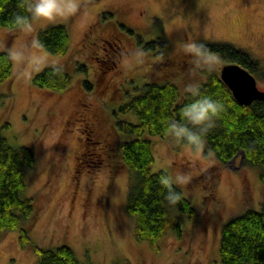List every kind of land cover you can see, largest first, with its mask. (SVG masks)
I'll return each instance as SVG.
<instances>
[{
  "label": "rangeland",
  "instance_id": "obj_1",
  "mask_svg": "<svg viewBox=\"0 0 264 264\" xmlns=\"http://www.w3.org/2000/svg\"><path fill=\"white\" fill-rule=\"evenodd\" d=\"M78 3L79 11L67 19L33 20L32 33L0 28L2 51L30 46L45 27L65 24L68 52L54 55L42 47L39 52L59 60L72 75L66 89L50 90L33 84L38 72L26 76V67L13 63L12 77L0 80L2 133L13 145L30 146L36 154L35 165L26 172V196L33 197L36 209L26 224L30 244H22L19 230L7 232L0 238V264H35V246L60 245L71 247L83 264H220L224 224L264 203L259 169L244 165L240 156L221 163L205 152V142L194 149L151 137L152 171L190 175V183L180 187L196 209L194 218L180 217V235L168 232L161 248L154 249L135 237V220L126 210L134 172L121 162L120 143L129 136L116 127L114 111L153 80L154 70L182 92L190 83L205 82L207 73L194 70L191 57L181 51L186 42L231 44L264 67V0ZM158 38L166 41L165 47L151 45ZM138 50L143 63L135 55ZM257 83L264 89V83ZM120 117L138 121L132 113ZM6 123L10 126L4 127ZM208 168L214 170L199 177Z\"/></svg>",
  "mask_w": 264,
  "mask_h": 264
},
{
  "label": "trees",
  "instance_id": "obj_2",
  "mask_svg": "<svg viewBox=\"0 0 264 264\" xmlns=\"http://www.w3.org/2000/svg\"><path fill=\"white\" fill-rule=\"evenodd\" d=\"M20 2L0 0V28L9 29L17 12L27 15L18 7ZM36 40L51 54L63 55L70 47V32L65 24L51 25L42 29ZM152 43V46H166L163 38ZM206 44L224 55L223 64L238 63L248 69L257 82L264 83V67L249 52L227 43ZM157 69L159 66L156 65ZM154 71L150 75L153 80L144 82L138 93L130 95L114 114L118 130L129 136L120 143L121 162L134 172L126 210L135 220V237L149 241L154 249L159 250L168 232L181 234L180 217L194 218L196 209L180 186L177 191L183 195L178 205L169 206L164 200L165 192L159 184V177L169 173L163 169L152 171L155 155L151 137L171 139L164 135L166 123L172 119L178 120L180 109L194 98L182 92L178 84L160 80ZM204 72L207 73V80L198 86L201 94L217 99L225 106L221 118L205 137V152H212L221 163H228L240 156L244 165L259 169L260 179L264 183V99L243 105L234 98L219 71ZM12 74L13 63L8 60L7 50L4 49L0 51V80H7ZM71 79V73L59 65L56 71L45 68L36 73L32 82L39 87L60 91L70 85ZM86 85H89L87 81ZM128 113L137 116L138 121L120 117V114ZM9 126L6 123L4 127ZM35 163L33 148L13 145L0 128V238L7 232L19 230L24 246L30 244L26 224L36 216L34 199L26 196V172ZM211 168L215 169L216 165ZM211 168L199 177L214 170ZM215 187V184L211 187L212 192ZM35 251L39 256L35 264H83L68 245L55 248L35 246ZM218 251L220 264H264V203L259 210L247 209L224 224Z\"/></svg>",
  "mask_w": 264,
  "mask_h": 264
},
{
  "label": "clouds",
  "instance_id": "obj_3",
  "mask_svg": "<svg viewBox=\"0 0 264 264\" xmlns=\"http://www.w3.org/2000/svg\"><path fill=\"white\" fill-rule=\"evenodd\" d=\"M27 13L17 12L13 15L9 31L32 33L35 28L33 20H42L49 23L74 16L80 9L78 0H21L18 5ZM43 47L39 41L33 40L30 46H21L7 50V58L18 67H26L24 75L30 76L33 72H40L45 68L57 70L62 65L59 60L50 59L41 55L39 49ZM185 56L191 57L195 69L215 72L223 64L225 57L206 43L190 41L181 48ZM138 62L143 63V52L135 53ZM194 99L185 104L179 113V119H172L166 123L164 135L175 143H185L194 149L203 146L207 133L215 127L225 111L224 104L210 96L201 94L197 84H188L184 89ZM191 176L186 173L174 175L163 174L159 177V184L164 190V200L169 206H176L182 200V193L177 191L178 186L187 185Z\"/></svg>",
  "mask_w": 264,
  "mask_h": 264
},
{
  "label": "water",
  "instance_id": "obj_4",
  "mask_svg": "<svg viewBox=\"0 0 264 264\" xmlns=\"http://www.w3.org/2000/svg\"><path fill=\"white\" fill-rule=\"evenodd\" d=\"M219 74L239 103L250 105L257 99H264V90L259 88L255 76L244 66L233 62L225 63Z\"/></svg>",
  "mask_w": 264,
  "mask_h": 264
}]
</instances>
